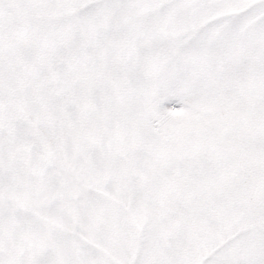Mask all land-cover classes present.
<instances>
[{
	"label": "snow or ice",
	"instance_id": "1",
	"mask_svg": "<svg viewBox=\"0 0 264 264\" xmlns=\"http://www.w3.org/2000/svg\"><path fill=\"white\" fill-rule=\"evenodd\" d=\"M0 264H264V0H0Z\"/></svg>",
	"mask_w": 264,
	"mask_h": 264
}]
</instances>
